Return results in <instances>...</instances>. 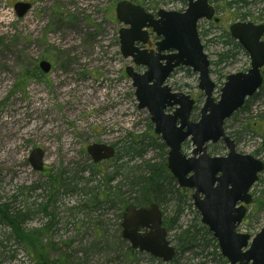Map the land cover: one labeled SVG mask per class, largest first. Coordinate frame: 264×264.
<instances>
[{
	"label": "rangeland",
	"instance_id": "1",
	"mask_svg": "<svg viewBox=\"0 0 264 264\" xmlns=\"http://www.w3.org/2000/svg\"><path fill=\"white\" fill-rule=\"evenodd\" d=\"M119 1L0 0V203L27 211L22 227L31 233L30 241L37 232L42 253L37 257L28 251L23 242H16L10 227L0 224V264H36L37 258L47 264H169L148 253L130 251L129 243L121 237L118 206L101 203L92 208L86 192L92 189L102 195L103 177L121 161L126 162V168L138 170L141 160H129V155L121 152V144L126 137L153 133L149 113L137 107L134 87L125 72V66L132 63L120 52L118 31L125 25L115 14ZM129 1L152 14L158 9L181 11L186 7L182 0ZM16 2H28L31 7L18 16ZM213 5L219 21L200 20L198 32L210 61L213 97L217 99L225 76L245 71L250 63L248 53L232 49L225 33L235 21L264 22V0H239L230 9L218 2ZM40 60L50 63L49 73L38 68ZM186 69H176L167 84L196 100L191 114L194 120L204 97L197 87V75ZM248 103V111L225 122L226 132L239 153L264 161L261 137L251 130L256 126H245L259 119L264 94ZM93 142L114 145L118 159L97 163L98 174L88 176L92 159L86 147ZM207 146L211 155L227 153L221 140ZM36 147L44 152L41 172L28 161ZM192 148L190 140L182 145L185 153ZM161 157L159 150L148 148L146 158L160 161ZM119 180L116 177L111 185ZM58 182L64 186L58 188ZM263 189L264 170L251 189L253 201L237 231L253 236L264 226V199L256 200ZM127 191L125 179L120 192L127 196ZM175 201L170 196L168 206H161L164 217L175 214ZM177 224L167 235L171 244L177 245L175 235L185 228L195 231L201 243L193 251H181L171 262L228 264L214 247L216 241L199 229L200 214L191 197L180 205Z\"/></svg>",
	"mask_w": 264,
	"mask_h": 264
},
{
	"label": "water",
	"instance_id": "2",
	"mask_svg": "<svg viewBox=\"0 0 264 264\" xmlns=\"http://www.w3.org/2000/svg\"><path fill=\"white\" fill-rule=\"evenodd\" d=\"M31 4L16 2L15 12L22 16ZM215 8L208 0H186L182 11L158 9L156 16L129 0L115 6L116 18L125 26L118 31L120 52L136 66L125 67L131 79L138 108H146L153 131L168 148L166 167L178 186L192 190L193 205L200 221L211 231L219 251L228 264H264V226L253 236L236 229L252 202L250 189L264 169V162L251 154L239 153L224 129L225 121L262 85L264 66V23L236 21L229 25L230 36L248 53L250 65L246 71L227 74L219 98H213L214 82L209 76V59L200 41L197 22L200 19L218 21ZM147 28L160 37L155 51L139 49ZM170 51V52H169ZM168 52V53H167ZM188 67L197 74V87L204 100L196 121L190 119L194 99L176 92L166 83L175 68ZM38 67L48 73L51 65L40 60ZM170 109V112H167ZM190 139L189 155L182 152V143ZM222 140L225 155H210L207 143ZM94 163L114 156L113 146L93 142L86 148ZM41 148H34L28 157L32 168L43 170ZM121 236L132 249L146 252L164 262L175 256V246L167 239L162 211L155 202L147 206L128 204L122 212Z\"/></svg>",
	"mask_w": 264,
	"mask_h": 264
},
{
	"label": "trees",
	"instance_id": "3",
	"mask_svg": "<svg viewBox=\"0 0 264 264\" xmlns=\"http://www.w3.org/2000/svg\"><path fill=\"white\" fill-rule=\"evenodd\" d=\"M185 1V0H182ZM211 3L218 2L220 3L219 6L230 9L232 5L236 4L239 0H209ZM236 6V5H235ZM227 43L233 45L232 49H241L240 45L233 40L228 32L225 33ZM231 49V51H232ZM230 50L225 51L224 55L227 57ZM231 55H234L231 53ZM182 68V67H180ZM190 69H186L189 72ZM262 76H263V84L256 92L252 95V97L248 98L244 105L238 109L233 115L230 117L233 120L238 117L240 114L248 111L249 100L254 99L258 96V94H264V67L262 68ZM229 120V119H228ZM253 122H246V128H252V132H255L258 136L261 137V144L264 147V109L262 113L259 115V119ZM151 125H149L150 129ZM226 128V126H225ZM153 147L156 150H159L162 157L160 161H153L151 158L147 157L148 148ZM121 152L124 154L129 155V160L131 158H139L141 160L138 163L139 169H133L132 167L126 168V162H120L113 166L112 171L103 177V188H102V195L101 192L93 191L89 189L87 194L91 196L92 199V208H96L97 205L101 203H111L116 204L119 208V218L121 219L122 210L128 204H133L136 206H143L147 205L151 202H156L160 207L168 206L170 202V196L174 198L175 201V214L170 217L163 216V223L167 227L168 231H172L177 227L178 217L180 215V205L185 203L186 201L190 200L189 191L186 189L180 188L174 177L169 173L166 168V155L167 149L164 143L162 142L161 138L154 134V132L145 136V134L135 135L126 137L123 143L121 144ZM118 156H114V161L116 162ZM114 162V163H115ZM92 168L88 170V176L98 174V170H95L96 164L91 163L90 165ZM124 171L128 172L127 176H123ZM123 173V174H122ZM119 177L120 180L118 184L111 185L112 182L115 181V178ZM127 179V186H128V195L125 196L123 192H120V185L121 181L123 182ZM59 183V182H58ZM59 186H64L61 183L58 184ZM51 190V189H50ZM264 199V189L261 191V194L257 195L256 200ZM255 201V199H254ZM260 204V203H259ZM47 205H42L41 209L46 211ZM88 208L86 205H84ZM90 209V208H89ZM28 217L27 211H22L19 208L11 207L9 203H0V224L7 225L11 228L12 233L16 239L17 243L23 242L26 249L37 257H41L42 253L40 252L39 248V240L37 238V232L35 231L34 240L30 241L31 233L25 231L22 227L25 220ZM120 226V223H119ZM199 229L203 231L205 237H208L209 240L214 241L215 239L212 236V233L208 230V228L204 225L199 224ZM198 235L195 231H191L188 228L181 229L175 235V240L177 242L176 248V255L181 251H193L199 247L201 243V239L197 237ZM203 240V239H202ZM214 247L217 248V244L214 242ZM1 245V241H0ZM4 247V246H3ZM130 251L133 249L129 248ZM175 255V256H176ZM175 259V257H174ZM173 259V260H174ZM172 260V261H173ZM53 261V260H52ZM55 261V260H54ZM226 262L225 259H223ZM51 262V260H50ZM36 264H47V260L37 258ZM169 264H175L174 262H170Z\"/></svg>",
	"mask_w": 264,
	"mask_h": 264
},
{
	"label": "flooded vegetation",
	"instance_id": "4",
	"mask_svg": "<svg viewBox=\"0 0 264 264\" xmlns=\"http://www.w3.org/2000/svg\"><path fill=\"white\" fill-rule=\"evenodd\" d=\"M155 14V13H154ZM147 33L144 35L145 41L137 42L136 45L139 49L146 50V51H155L156 50V42L160 40V37L157 36L151 28L146 29ZM170 52V51H169ZM168 53V52H167ZM137 68H141L144 70V66H138ZM172 74V73H171ZM170 74V75H171ZM170 77V76H169ZM168 77V78H169Z\"/></svg>",
	"mask_w": 264,
	"mask_h": 264
}]
</instances>
